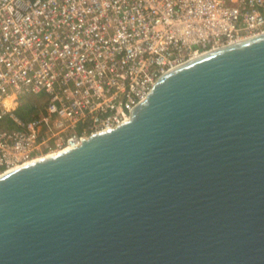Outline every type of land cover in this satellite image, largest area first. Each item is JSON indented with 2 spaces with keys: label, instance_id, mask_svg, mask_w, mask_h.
Wrapping results in <instances>:
<instances>
[{
  "label": "water",
  "instance_id": "1",
  "mask_svg": "<svg viewBox=\"0 0 264 264\" xmlns=\"http://www.w3.org/2000/svg\"><path fill=\"white\" fill-rule=\"evenodd\" d=\"M129 115L0 174V264H264V31Z\"/></svg>",
  "mask_w": 264,
  "mask_h": 264
},
{
  "label": "built area",
  "instance_id": "2",
  "mask_svg": "<svg viewBox=\"0 0 264 264\" xmlns=\"http://www.w3.org/2000/svg\"><path fill=\"white\" fill-rule=\"evenodd\" d=\"M264 31V0H0V173L130 117L165 70ZM46 95L28 119L22 93Z\"/></svg>",
  "mask_w": 264,
  "mask_h": 264
},
{
  "label": "rangeland",
  "instance_id": "3",
  "mask_svg": "<svg viewBox=\"0 0 264 264\" xmlns=\"http://www.w3.org/2000/svg\"><path fill=\"white\" fill-rule=\"evenodd\" d=\"M46 99V95L43 93L35 94L31 91L23 92L17 105L13 111L21 119H28L32 117L33 113L39 110L38 105Z\"/></svg>",
  "mask_w": 264,
  "mask_h": 264
},
{
  "label": "bare ground",
  "instance_id": "4",
  "mask_svg": "<svg viewBox=\"0 0 264 264\" xmlns=\"http://www.w3.org/2000/svg\"><path fill=\"white\" fill-rule=\"evenodd\" d=\"M62 150V149H61ZM57 150H53V151H49V152H47V153H43V154H39L38 156H36V157H34L33 159H36V158H39V157H42V156H44V155H47V154H50V153H53V152H56ZM59 151V150H58ZM17 166H19V165H17ZM16 166V167H17ZM13 168H15V167H13ZM12 169V168H11ZM8 170H10V169H8ZM8 170H6V171H8ZM6 171H2L1 173H3V172H6ZM0 173V174H1Z\"/></svg>",
  "mask_w": 264,
  "mask_h": 264
}]
</instances>
